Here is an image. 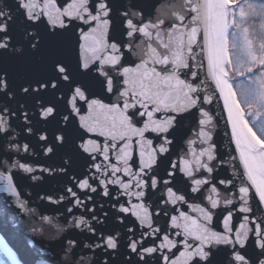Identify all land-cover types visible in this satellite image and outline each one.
<instances>
[{
  "label": "snow or ice",
  "instance_id": "snow-or-ice-1",
  "mask_svg": "<svg viewBox=\"0 0 264 264\" xmlns=\"http://www.w3.org/2000/svg\"><path fill=\"white\" fill-rule=\"evenodd\" d=\"M182 8L166 25L139 0H128L122 10L112 0H0V53L20 45L24 57L13 69L0 67V200L26 206L14 182L20 173L37 183L69 177L59 196L42 197L66 205L72 216L70 233L57 241L66 257L59 264H85L78 249L118 254L120 233L98 231L109 218L126 229V247L136 257L124 264H216L219 253L223 264H253L247 255L250 245L264 256V215L258 220L248 215L253 202L264 210V3L184 0ZM116 13L120 38L110 35ZM253 16L261 18L258 30L246 26ZM69 31L77 36L76 72L55 47H45L46 37L54 44ZM138 41L146 46L144 58L125 62ZM78 74L93 76L101 92L90 91ZM235 77L249 83L236 84ZM14 80L20 81L15 89ZM18 97L31 98V107ZM220 99L235 145V155L227 160L218 156L214 117L204 107ZM194 108L200 117L196 139H189L183 155L171 160L178 116ZM52 121L58 127L50 139L47 129L36 125ZM73 125H78L74 148L85 159L83 170L70 172L72 154L59 165L27 163L29 156L55 155L67 144ZM17 129L26 134L22 145ZM21 150L26 156H19ZM165 158L169 164L161 171ZM226 162L232 175L220 178L218 169ZM80 208L84 212L74 216ZM136 224L142 229L138 237ZM29 251L35 264L38 253ZM0 264L30 261L18 259L0 237ZM91 264L114 262L97 259Z\"/></svg>",
  "mask_w": 264,
  "mask_h": 264
},
{
  "label": "water",
  "instance_id": "water-1",
  "mask_svg": "<svg viewBox=\"0 0 264 264\" xmlns=\"http://www.w3.org/2000/svg\"><path fill=\"white\" fill-rule=\"evenodd\" d=\"M59 2V0H58ZM128 0H112L114 8L122 10V5L127 4ZM147 10L151 13L152 18L154 19H163L166 22V25L169 21L173 19V13L182 12L184 0H139ZM15 14V13H14ZM16 15V24H20V17ZM114 23L110 29V35L116 38H120L121 32V23L119 14H114ZM39 31L42 35L46 36L44 25H40ZM77 36L69 31L63 33L57 37L55 43L48 41L46 37L45 47H55L59 58L65 59L70 63L74 72L77 71V53L78 46L76 44ZM155 46V45H154ZM160 51H163L160 49ZM147 52L146 46L139 41L134 44L133 51L131 53H126L124 57L125 62H139L140 59L144 58ZM24 57L20 54V45H17L16 50H9L7 53H0V67L13 69L22 63ZM77 78L81 80L89 89L94 93H100L101 88L99 82L90 75H77ZM20 81H13V88L19 86ZM217 95L218 92H217ZM22 103L31 107L33 101L31 98L18 97ZM15 107V105H13ZM204 107L210 111L214 117L215 127L211 128L213 133V142L217 145L218 156L225 158L229 154L235 155V145L230 142V126L227 125V113L223 108V100H213L211 105H204ZM199 111L198 109H191L189 112L181 113L178 116L179 125L178 132L176 133V139L174 144L171 147V160H177L179 156L183 155L184 150L187 149V141L189 139H196V132L198 129V120H199ZM35 120L36 117L34 116ZM17 123L22 124V121ZM63 127V125H59ZM38 128H45L48 131L49 138H52V133H54L58 127L56 121H52L48 124H37ZM78 125H73L68 130V142L67 144L58 149L55 155L49 157L44 156H29L27 158V163L34 167H42L49 165H59L62 159H67V154L73 155V167L70 169V172L77 173L84 169L85 159L76 153L74 145L78 144L79 141L77 136L79 133L76 131ZM225 133H228L226 135ZM17 139L21 145L26 142L24 140L25 133H20L17 129ZM31 143H35L34 139H30ZM199 147V144H197ZM14 151V150H13ZM86 155V154H85ZM168 154H166L167 156ZM20 157L26 156V154L21 150L19 153ZM17 157H14L13 163H15ZM25 162V161H21ZM238 164V161H236ZM169 164V159L165 158L161 164V171L164 170ZM219 170L220 178L224 176L231 177L232 168L231 164L225 163L221 166ZM15 171V170H14ZM35 175H40V172L37 171ZM45 175H48L45 173ZM27 173H20L16 176L14 182L18 183L20 190L22 192L21 199L25 202V207L20 208L19 205L15 202L14 199L7 201L0 200V237H2L5 243L8 244L14 251L17 252V258L23 259L27 258L30 261L33 259L29 249H35L38 255L34 257L35 264H59V261L64 260L66 257L64 253L60 250V246L57 241H60L62 237L70 233L72 226V216L66 212V205L50 203L42 197L46 194H51L54 198L61 194L60 189L68 184L69 177L66 175H57L53 178L44 180L40 183L35 181H30L26 177ZM179 187H183V182L177 180ZM221 189V195H224L223 186H219ZM207 195V193H205ZM99 200V197H96ZM199 202V201H197ZM253 213H249L250 220H258L261 215H264V210H257V204L252 203ZM261 209H264V206H260ZM107 208V206H106ZM219 211V210H217ZM84 212L83 208H80L79 211L73 213L74 216L79 217L81 213ZM166 219V218H165ZM132 220H129V225L132 226ZM67 221V223L65 222ZM91 222V221H90ZM234 224L239 225V218L234 215ZM161 224L164 223L163 220L160 221ZM216 227L221 229L220 221H214ZM137 229V237L139 232L142 229H139L138 224L135 225ZM19 230V231H17ZM98 231L103 232L104 234L119 232L121 235V244L119 248V253L113 252L111 257L106 256V254L99 249L94 251H87L86 249H78V255L82 256L85 264H91L92 261L100 259H112L114 264H124V261L127 259H132L135 261V254H130V250L126 247L128 242L127 237L124 233L126 229L119 226L118 223H114L111 218L103 226H98ZM75 235V233H71ZM133 237V238H137ZM78 239L83 240L84 237L78 236ZM44 241H50V245H45L41 247V244ZM88 243L87 240L84 241ZM111 251V250H109ZM247 255L251 258L253 264H257L258 260L264 259V256L260 255V250L254 248L251 245L247 249ZM224 254L219 253L216 257V264H223Z\"/></svg>",
  "mask_w": 264,
  "mask_h": 264
},
{
  "label": "rangeland",
  "instance_id": "rangeland-1",
  "mask_svg": "<svg viewBox=\"0 0 264 264\" xmlns=\"http://www.w3.org/2000/svg\"><path fill=\"white\" fill-rule=\"evenodd\" d=\"M253 3H257V4H259V3H261L260 1H263V0H251ZM251 18H255V20H257V21H255V20H252ZM250 18V20L248 21V26L250 27V29H253V26H254V29L253 30H258L259 29V25H260V23H261V18L260 17H258V16H253V17H251ZM239 84H248V83H245V82H240ZM234 89L236 90V88L234 87ZM239 89V88H238ZM238 96H239V90H238ZM257 122H259V121H257Z\"/></svg>",
  "mask_w": 264,
  "mask_h": 264
},
{
  "label": "trees",
  "instance_id": "trees-1",
  "mask_svg": "<svg viewBox=\"0 0 264 264\" xmlns=\"http://www.w3.org/2000/svg\"><path fill=\"white\" fill-rule=\"evenodd\" d=\"M248 2H252L251 0H248ZM261 3H264V0L263 1H260ZM237 3H238V5H240V6H243L244 5V3H245V0H237ZM238 10V9H237ZM252 20H255V18L253 19V18H251ZM250 20V19H249ZM248 20V21H249ZM255 21H257V20H255ZM248 23V22H247ZM246 26H248V24H246ZM235 81H236V84H239L240 82H245V83H249V81L245 78V77H235ZM235 86V88H236V91L238 92V87H236V85H234ZM253 111H255L256 110V108L254 107L253 109H252ZM255 130V129H254Z\"/></svg>",
  "mask_w": 264,
  "mask_h": 264
}]
</instances>
